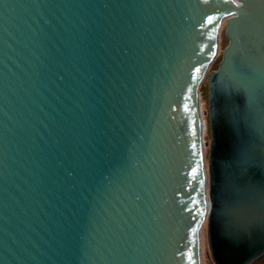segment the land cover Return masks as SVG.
<instances>
[{"label":"water","instance_id":"1","mask_svg":"<svg viewBox=\"0 0 264 264\" xmlns=\"http://www.w3.org/2000/svg\"><path fill=\"white\" fill-rule=\"evenodd\" d=\"M206 218L264 255V0H0V264H203Z\"/></svg>","mask_w":264,"mask_h":264},{"label":"rangeland","instance_id":"2","mask_svg":"<svg viewBox=\"0 0 264 264\" xmlns=\"http://www.w3.org/2000/svg\"><path fill=\"white\" fill-rule=\"evenodd\" d=\"M229 38L226 35L225 26L222 30V36H221V47L220 52L214 62L212 63L211 69H217L222 57H223V50L225 46L228 44ZM200 93L202 96V101L204 102L203 106L205 109V118H206V139L210 142L211 140V127H210V120H209V81L208 77H206L201 85H200ZM209 150L210 145L206 148V160L209 161ZM209 222L208 218H206L205 222L203 223L202 229H201V244H202V260L203 264H216L214 257L211 252V247L209 243ZM253 264H264V256L262 258H259L257 261H255Z\"/></svg>","mask_w":264,"mask_h":264},{"label":"snow or ice","instance_id":"3","mask_svg":"<svg viewBox=\"0 0 264 264\" xmlns=\"http://www.w3.org/2000/svg\"><path fill=\"white\" fill-rule=\"evenodd\" d=\"M233 2H235V0H233ZM247 2L248 0H241L242 4L247 3ZM226 211H228L231 215L243 216L250 210L242 202L238 201L235 204H233L231 207L226 209Z\"/></svg>","mask_w":264,"mask_h":264},{"label":"bare ground","instance_id":"4","mask_svg":"<svg viewBox=\"0 0 264 264\" xmlns=\"http://www.w3.org/2000/svg\"><path fill=\"white\" fill-rule=\"evenodd\" d=\"M201 100H202V97H201ZM206 126H207V124H206ZM207 128V127H206ZM205 153H206V151H205ZM206 157V156H205ZM203 261V260H202Z\"/></svg>","mask_w":264,"mask_h":264}]
</instances>
